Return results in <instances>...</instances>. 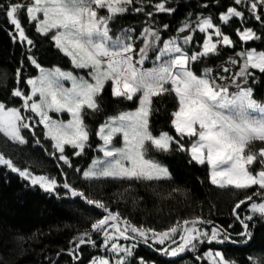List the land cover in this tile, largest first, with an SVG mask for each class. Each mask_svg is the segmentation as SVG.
<instances>
[{"label": "snow or ice", "instance_id": "snow-or-ice-1", "mask_svg": "<svg viewBox=\"0 0 264 264\" xmlns=\"http://www.w3.org/2000/svg\"><path fill=\"white\" fill-rule=\"evenodd\" d=\"M174 3L175 0L0 2V13L12 26V41L27 45L15 69L16 86L11 89V97L22 103L9 106L0 100V133L14 145L26 147L30 141L24 130H28L31 142L56 158L64 179L61 182L57 176L35 171L33 165L43 167L38 157L29 166L21 167L0 150V165L17 173L31 187L55 195L68 206L67 210L59 209L61 213L88 225L77 229L69 246L55 253L56 260L45 257L47 264H60L64 254L69 256L68 264H83L84 246L104 250L103 254L92 255L88 264H155L137 252L141 242L167 258L183 260V256L194 254L191 264L205 259L207 264H264V97L258 98L254 87L264 81V50L247 46L249 42L264 43V0H229L222 8L220 0L215 4L213 0H200L198 6L203 11H189L176 35L165 38L163 31L170 25L158 21L157 14H174ZM213 7L221 10L206 11ZM129 12L146 17L138 35L132 26L118 30L113 27L120 16ZM22 14L39 37L70 59L73 70L58 64L43 66L33 51L36 40L27 33ZM226 29L234 30L238 39ZM228 48L234 54L227 61L215 68L208 66ZM28 62L38 74H29L24 80ZM148 63L150 67L145 66ZM201 64L202 71L198 69ZM255 70H259V77ZM65 82H71V87H66ZM22 83L25 88L20 87ZM106 94L117 105L130 103L135 107L118 108L93 129L86 117L106 112ZM165 96L173 101L167 130L157 129L153 120L161 112L157 102L163 103ZM65 112L68 119L62 118ZM92 136L98 137L94 147L97 155L82 168L74 164L72 157L87 156L93 149ZM172 154L187 156L190 165L205 166L212 185L246 193L231 208L232 223L217 224L202 214L178 218L161 228L136 223L119 209L114 210L110 202L70 182L64 169V165L74 169L89 185L128 181V187L119 193L123 199L131 195L135 182L171 180L173 174L161 157ZM180 191L172 188L168 195ZM136 201L133 196V204ZM242 206L246 209L243 212ZM38 235L17 234L14 239L22 242L37 239ZM205 243L241 246L248 255L236 259L212 247L201 254L198 249ZM24 251L9 249L17 255ZM0 264H6L2 257ZM169 264H175V260Z\"/></svg>", "mask_w": 264, "mask_h": 264}, {"label": "trees", "instance_id": "trees-1", "mask_svg": "<svg viewBox=\"0 0 264 264\" xmlns=\"http://www.w3.org/2000/svg\"><path fill=\"white\" fill-rule=\"evenodd\" d=\"M0 2H3V0H0ZM199 3L200 0H175L173 6L177 10L174 14L158 13L157 20L170 25V28L163 33L164 37L176 33L180 21L184 19L189 11H203L198 6ZM213 3L215 4V0H213ZM228 3L229 0H220L221 8ZM221 8L213 7L206 11L215 13ZM22 17L27 33L36 40V48L33 51L43 66L48 68L53 64H58L66 70L72 69L70 59L63 56L62 53H57V50L48 41L43 40L36 34L34 26L28 24L26 16L22 14ZM145 20L146 17L143 14L129 12L120 16L113 27L118 30L120 27L132 26L136 28L138 35ZM256 26L258 27V22H256ZM10 27L12 26L8 24L5 16L0 13V83L12 89L16 86L15 69L19 67V61L25 54L27 45L26 43L22 45L19 42L14 43L12 41L9 35ZM226 30L238 39V37H235L234 30ZM247 46L264 50V43L260 41L249 42ZM236 50L239 51V47ZM232 54H234L233 50L228 48L219 59L208 64V66L215 68L216 65ZM203 67L204 65L201 64L198 69L202 71ZM23 71L25 73L24 80L27 79L29 74L37 75L38 73V70L30 62ZM255 71L259 77V70ZM20 87L25 88L26 85L22 83ZM254 87L256 96L258 98L264 97V81L254 85ZM113 100L114 98H109L106 94V112L86 117L87 122L93 129L98 127V123L104 120L105 115L114 114L118 108L135 107L130 103L117 105ZM4 101H7L9 106H18L21 103L19 98ZM172 105V98L168 96L163 98V103L157 102V107L161 108V112L153 117L157 129L164 127L167 130L169 127L167 116L170 115ZM63 116L68 117L67 114ZM39 127L42 128V126ZM24 135L30 141L26 147L14 145L12 141L0 133V150L12 157L14 162L21 167L29 166L38 157L43 167L33 165L35 171L38 173L45 171L57 176L59 179H63L56 158L49 156L42 147L32 143L33 138L28 130H24ZM41 138L43 139L42 136ZM91 139L93 149L88 150L87 156L72 157L74 164H78L82 168L87 167L91 162V158L96 154L94 147L98 142V137L92 136ZM48 147L51 151L50 144ZM258 147L259 142L256 144L257 150ZM161 159L169 166L173 178L169 181L152 184L135 182L132 185L131 195L126 194L123 199H121L119 193L128 187V181L107 180L89 185L80 178L79 174L74 172V169H68L66 165H64V169L69 173L68 179L70 182L83 186L92 195L110 202L114 210L119 209L122 214L130 216L136 223L161 228L175 222L178 218H190L198 214L214 220L217 224L227 226L232 223L231 208L234 206L236 199L243 198L246 193L229 191L212 185L207 179L206 167L198 164H188V157L183 154H172L161 157ZM59 164L63 165V162L60 161ZM176 187L180 188L181 191L169 196L171 189ZM255 187L253 186V188ZM133 196L137 197L135 204L132 202ZM140 197L142 199H139ZM67 207V205H62L55 195H49L31 187L28 182L12 173L5 166H0V257L3 258L6 264H47L45 260L47 256H51L53 260H56L55 253L59 249L69 246V240L76 234L77 229L83 230L84 227L88 226L84 220L72 218L71 214L65 215L59 211L61 208L67 210ZM74 207H78V205ZM245 210L242 206V212ZM76 215L78 217L79 214ZM34 232L40 233L37 239H25L22 242L14 239L17 234L28 237ZM120 242L132 243L130 240H121ZM256 243H260L259 233L257 234ZM209 247L222 250L228 256L236 259H243L248 255L241 246L236 245H209L205 243L200 246L198 251L202 254ZM12 248L16 249V253H19L20 249L23 248L25 250L24 254L10 253L9 249ZM103 252V249L95 250L84 246L83 264H88L92 255H100ZM137 252L146 259L155 261V264H169L170 260H175V264H191L195 260L194 254L183 256V260L163 257L142 242L137 245ZM59 260L60 264H68L69 256L64 254ZM196 264H207V260L197 261Z\"/></svg>", "mask_w": 264, "mask_h": 264}, {"label": "rangeland", "instance_id": "rangeland-1", "mask_svg": "<svg viewBox=\"0 0 264 264\" xmlns=\"http://www.w3.org/2000/svg\"><path fill=\"white\" fill-rule=\"evenodd\" d=\"M165 32V30L163 31V33ZM172 35H176V33L175 34H172ZM167 38V37H166ZM139 43H137V48H139ZM233 55V54H232ZM228 59V58H227ZM227 59L226 60H224V61H227ZM220 64V63H219ZM146 67H150L151 66V64L150 63H148V64H146L145 65ZM70 70H73V65H72V69H70ZM38 74V73H37ZM77 74L79 75L80 74V72L79 71H77ZM65 86L66 87H71V82H65ZM22 88V87H21ZM14 98H12L11 97V89H9L8 87H6V86H4V85H2L1 83H0V100H13ZM21 103H22V101H21ZM10 106H13V105H10ZM19 106V105H18ZM51 115H53V116H57L58 114H55V113H50ZM64 114H67L66 112L64 113ZM63 114V115H64ZM68 115V114H67ZM62 118L63 119H68L69 118V116L68 117H64V116H62ZM42 126V125H41ZM258 151V150H257ZM95 155H97V153L95 154ZM99 155H103L102 153H99ZM0 166H2V165H0ZM9 170V169H8ZM12 173H14V172H12ZM14 174H16V175H18L17 173H14ZM19 176V175H18ZM20 177V176H19ZM63 179H64V177H63ZM63 179H60L61 180V182L63 181ZM26 181V180H25ZM27 182V181H26ZM61 191H63V189H61Z\"/></svg>", "mask_w": 264, "mask_h": 264}]
</instances>
